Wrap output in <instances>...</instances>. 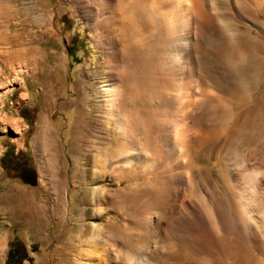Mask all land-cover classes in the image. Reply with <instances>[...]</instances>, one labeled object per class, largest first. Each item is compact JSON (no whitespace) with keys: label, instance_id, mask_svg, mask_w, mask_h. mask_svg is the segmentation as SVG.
I'll return each instance as SVG.
<instances>
[{"label":"rangeland","instance_id":"obj_1","mask_svg":"<svg viewBox=\"0 0 264 264\" xmlns=\"http://www.w3.org/2000/svg\"><path fill=\"white\" fill-rule=\"evenodd\" d=\"M4 9L7 12L0 11V36H7L12 46L7 51H15L16 59L14 63H6L5 56L0 55V264L6 263L8 250L13 245L21 247L18 249L24 254L21 264H94L85 253L90 248L92 253H98V264H169L177 258L182 264L184 260V264H191L192 259V264H208L206 260L210 255L209 264H264V208L257 212L255 210L256 219L261 221L257 220L259 223L253 225L254 232L251 230L258 246L254 245L253 249L245 247L250 253L247 249L237 250L245 231L236 222L235 216L227 212L226 194L222 185L228 186L231 181H238V176L233 173L238 161L233 157L238 151H245V147L238 145L242 144L239 143L240 139L247 135V127L257 129L264 135V99L259 102L261 97L264 98V69L259 64L258 70L262 74L263 83L260 87H252L251 90L255 92L252 102L242 106L230 98L227 104L228 97L224 95V99L219 98V102L226 106L225 109L231 111L228 127L215 129L217 125L214 124L217 122L212 115L213 109L210 108L212 101L207 103L209 108L206 107L207 104L202 105L206 110L202 111L205 115L200 111L191 120L192 126H197L194 130L201 133L196 135L198 138L205 133L206 138L214 135L213 141L218 140L215 143L210 139L212 143L204 141V144L196 146L195 144L202 142L197 138L193 149L198 153L206 147V161L217 163L216 167L220 168L217 175L213 176L211 185L206 187L210 198L204 193L201 195L202 192L192 197L189 188L170 190L171 186L167 184L169 178L178 171L169 164L166 166L167 162H164L165 159L158 150L159 133L164 130L168 119L167 101L162 94L167 82L159 79L158 70L149 67L155 52L151 48L153 46L143 48L151 56L146 51L137 50L125 54L121 49L124 38L115 30L117 25L122 31V24H126L125 27L128 28L125 29V38L134 34L136 28H144L145 31L153 29L156 35L163 25L160 18L151 23L152 14L138 15L130 10L120 16L119 8L113 0H0V10ZM235 21L243 34L247 30L255 34L244 20L236 17ZM245 36L249 46L251 40L246 34ZM212 45L211 42H205L203 47L205 51H209L207 49ZM3 48L0 46V54ZM250 53L254 56L252 51ZM254 53V57L262 58ZM24 54H27L26 57ZM2 61L6 66L2 65ZM258 70L255 71L256 75ZM248 110L251 117L247 114ZM244 111L242 116L240 113ZM245 115L249 118L245 117L246 126L239 130L234 128L230 138L224 144L220 143L233 124L238 123ZM127 116L129 121H126ZM200 116L201 119L204 118V124ZM207 116L210 118H206ZM4 118L17 121L18 124H4ZM40 119H45L52 132L54 165L51 171L31 146ZM199 122L202 123L199 125ZM202 128L208 130L205 129V132ZM235 130L237 132L234 133ZM207 142L210 143L209 147ZM263 142L264 139L257 146H264ZM211 145L215 146L210 149ZM156 150L159 156L155 153ZM149 153L156 154L157 157ZM152 156L158 160L155 161ZM146 166L150 168H145ZM25 169L35 172L37 184L34 187L20 179L19 174ZM123 169H126L124 174H120ZM145 169L147 177L143 174ZM227 169L232 173L226 172ZM158 177L160 181L153 182ZM130 178L132 179L129 180ZM219 178L224 182H219ZM148 181L153 185L158 184L159 188L166 183L170 188L165 185L158 190L156 185L153 188ZM23 190L29 194L28 203L13 207L12 199H17ZM212 191L218 192L210 196ZM234 191L235 195L230 194L233 195L232 202L236 203L240 195L237 190L236 193ZM162 192L167 198H161L165 196L160 194ZM182 196L186 200L182 206H176L181 200L178 198ZM160 200L166 205L168 203L165 212L171 217L169 227H163L161 237L157 240L159 242L162 238L161 241L152 243L146 234L143 220L155 215L156 203L161 205ZM150 201H156L155 205L152 204L153 207L146 204ZM193 201L195 204H192ZM212 201L219 207L223 221L232 223L231 229L226 228L221 235V239L225 236V246L220 236L222 243L219 239L216 241L220 234H214L212 229L208 230L209 227L206 229L207 226L202 222L203 215L210 213L209 205ZM203 204H206L209 212L202 210L205 208ZM200 217L202 219L198 220ZM227 233L230 236H226ZM236 242L239 244H235ZM218 244H222L224 249Z\"/></svg>","mask_w":264,"mask_h":264},{"label":"bare ground","instance_id":"obj_2","mask_svg":"<svg viewBox=\"0 0 264 264\" xmlns=\"http://www.w3.org/2000/svg\"><path fill=\"white\" fill-rule=\"evenodd\" d=\"M113 1L115 2L116 6H118V8H119L118 9L119 13L117 11L116 12L120 16H123L124 13L127 12V10H130L131 12H137L138 15H150V14H152V17L150 18L151 23H153L155 20L160 18V21L163 24L162 27L160 26L162 28V29H160L161 31L159 30V32L156 35H155V33H154L155 31L153 29H151L150 31L149 30L145 31V30H143L144 28L143 29L136 28L134 30L135 31L134 34H129L125 38L124 36L127 33L125 31V29L128 28V27L127 28L125 27L126 24H122V26H123L122 31H121L120 27H118L115 24L116 25L115 30H116V32L118 31L117 34L121 35L124 38V40L121 43V49L123 52H125V54L131 53L132 50H137V51L143 52V51H146V49L145 50L143 49L145 46L152 45L153 47H151V48H153V51H155V52L152 56L153 57L152 62L150 63L149 67L153 70L154 69L158 70L160 72V74H159L160 78L159 77L158 78L160 80H164L165 82H167L166 83L167 85H166L165 89L163 90L164 92H162V94L167 101L166 106H168V108H166V109H168V113H167L168 119L165 122L164 130L161 133H159L160 137L158 139L159 140L158 150H159L160 156L162 154V156L164 157V159H165L164 162H167L166 166H168V164H169L172 169H176L178 172L175 170V172H177V174H174L171 177L169 176L170 178L168 177L169 181L167 184H169L172 189L170 187H168L164 181L166 187L170 188L171 191L180 190V189L184 190V188H189L191 191L190 196H192V197H196L201 192H202L201 195L203 193H204L203 195H207L206 187L211 185V180H212L213 176L217 175V173H218L217 171L220 168H217L218 167L216 165L217 163L214 164V163L206 161V156L204 155L205 150H206L205 146H204L205 148H203L202 151L198 152L199 154L196 153V151L193 149V148H195V147H193V145H194L195 141H197L196 139L198 138L196 135H198V133H200V131L194 130V128H196L197 126L196 127H194V125L192 126L191 120H193L194 117L198 116L200 111L202 114H203L202 111L206 112V110H204L205 108L204 109L202 108V105H205L208 102L212 101L211 102L212 104L210 103L211 104L210 108L213 109L212 115L217 122L214 125H217L215 127V129L218 128V130H219L220 127L221 128L228 127L229 123L231 122V116H232L229 114L231 112L230 109H225L226 106H224L223 102H222L223 105L219 102L220 101L219 98H221L224 95L226 98L228 97L227 98V102H228L227 104H229L228 99L230 98V99H233L235 102H238L242 106L244 104H248V103L252 102V97H253V92H254V90H251L252 87L254 85H256V87L257 86L260 87V85L263 83V77H262V74L258 70V64H259V67L261 69H264V0H113ZM0 11L2 13L7 12L5 9L0 10ZM261 15H262V18H261ZM115 17H117V15ZM236 17L240 18V20H244L245 23L248 25L249 29H252L255 32V34L253 35L251 32H249L250 30L249 31L247 30V33H245V31H244V34H243V32L240 31V29L238 27V23L235 21ZM260 18L262 20H260ZM120 24H119V26H120ZM261 25H262V27H261ZM119 29H120V31H119ZM245 34L247 35L249 40H251L249 46H248L247 41H246V36L244 37ZM119 38H120V36H119ZM116 40H118V37ZM119 42H120V40H119ZM205 42H211L214 45V46L212 45L213 48L211 46L210 49H207L209 51H205V49L203 47ZM118 43H117V45H118ZM17 45H19V44H17ZM0 46L4 47L3 50L1 51L0 55L5 56L6 61H7L6 63H8V62L14 63V60L16 59V57L14 58V55H16V52L15 51L14 52H8L7 51V49H11L12 46H11V43L8 40L6 35L0 36ZM249 51L250 52L252 51L254 56H256V54L254 52L258 53V55L259 56L261 55L262 58L258 59L256 57H254ZM146 53H147V51H146ZM24 55L26 57L27 54H24ZM149 56H151V55H149ZM114 61H115V59H114ZM2 62H3L2 65H5L4 61H2ZM256 69L258 70L257 75L255 73ZM0 71H1V68H0ZM136 91H138L137 88H136ZM225 97H222V98L224 99ZM158 99H159V97H158ZM263 99L264 98L261 97L259 102H263ZM222 101H226V100H222ZM234 104H236V103H234ZM239 104H237V105H239ZM206 107L209 108V105L207 104ZM249 107L251 108V106H249ZM227 108H229V107H227ZM238 108H240V106ZM257 108H259L258 105H257ZM201 109H203V110H201ZM207 111H209V110H207ZM245 111H247V110H245ZM245 111L243 113H240V114L241 115L245 114ZM166 112H167V110H166ZM249 112H250V110H248L247 114L249 115V117H251ZM205 114H203V115H205ZM209 115L211 116V114H209ZM208 116L206 118H210ZM240 116H239V118H240ZM245 117H246V115L244 116V118L240 119L238 123L233 124V127L230 129V131L228 133H226L225 138L220 143L224 144V141H227L226 139L230 138V134L234 130V128L237 127V130H239L242 126H246V124H247L246 119H249V118L247 116L245 119ZM127 118H128V116L126 117V121H129V118L128 119ZM201 118H202V116H200V119ZM197 119H199V118H197ZM203 120H204V118L201 119V121H203ZM206 120H208V119H206ZM164 121H165V119H164ZM2 123H4V124L10 123L11 125L18 124L17 121H12V120H9L6 118L3 119ZM200 123H202V122H199L198 124L200 125ZM205 123L207 124V122H205ZM232 123H233V121H232ZM232 123H231V125H232ZM203 124H204V121H203ZM212 127H209V128L213 129ZM192 128H193L194 132L192 131ZM16 129H18V127ZM197 129H199V128H197ZM203 129L204 128H202V130ZM205 129L208 130V128H205ZM206 130H205V132H206ZM237 130H235L234 133L237 132ZM247 130H248L247 135L245 137L241 138L239 141V143H242V144L238 145V146L242 145L243 147H245V149H244L245 151L243 150L244 153L242 151L240 152L237 150L238 152L234 155V157L232 156L234 160L238 161V164L235 166L236 168L234 169L235 172H233L234 174L236 173V176H238L237 177L238 181H237V183L236 182L234 183L233 181H231L228 186L224 185L223 183H222V185H223V189L225 190V194H226V206H225V208L227 207V212H229L230 215L235 216L236 222L241 227H243L244 231H245L244 232L245 235L243 236L244 239L241 240L242 242L240 243L239 246H237L238 247L237 250L240 249L241 251H243V250L247 249V251L250 253L251 251L248 250V248L253 249V246L256 245L255 243L257 240V239L255 240V238L251 234V230L253 228V225H256L259 223L257 221L259 219L258 218L256 219V217H255V215H256L255 210L257 212V210L261 211L260 209L264 208V186H263V184H264V151H261V148H264V146H263V144L262 145L260 144L257 146V144H259L258 142L264 139V135L261 134V132L258 131L257 129L252 130L251 128L247 127ZM192 132L195 133V135ZM215 132H213V133L215 134ZM51 133H52L51 128L46 123L45 119H40L39 122L37 123L35 135H34L33 139L31 140L32 148L39 154V156L42 157V159L44 160L49 171L52 170L53 165H54V143L51 139ZM213 133H211V134H213ZM204 134H202L198 138V139H200V141L202 140V142H198L197 144H195L196 146L199 143L200 144L203 143L204 141L205 142L210 141V139L213 141L214 135H211L210 137L207 136L208 138H206L205 137L206 134L205 135ZM218 134H220V132ZM207 135H209L208 132H207ZM215 137H216V134H215ZM212 141H210V142L212 143ZM214 141H215V143H216V141L218 142V140H214ZM207 144H208L207 147H209L210 143L207 142ZM157 145H158V143H157ZM199 146L201 148L203 147L201 145H199ZM213 146H215V145H211L210 149L213 148ZM234 146H236V145H234ZM242 146H241V148H243ZM200 147H198V148L201 149ZM196 149H197V147H196ZM233 149H236V148L234 147ZM139 150H140V148H139ZM142 150H144V149H142ZM153 150H155V148ZM136 152H138V148H137ZM144 152H146V151H144ZM155 153L157 154V150ZM150 154L153 155V153H149V155ZM156 154L153 156H155V157L159 156L158 154L156 156ZM153 156H152V158H154ZM147 157H149V156H147ZM221 157H223V156H221ZM221 159H223V158H221ZM156 160H158V159H155V161ZM208 160L210 161V159H208ZM231 160H232V158H231ZM146 161H147V159H146ZM160 161H161V159H160ZM142 162L145 164L149 163V161H147L148 163L144 162V161H142ZM234 162H236V161H234ZM150 163H151V161H150ZM158 163H159V161H158ZM230 163H232V162H230ZM156 164H157V162H156ZM125 165H127V164H125ZM160 165L161 164L159 163V166ZM223 165H222V167H223ZM159 166H158V169H159ZM147 167L148 166H146L145 168H147ZM148 168H150V167H148ZM224 168H225V166H224ZM126 169L120 170L121 171L120 174H122V173L124 174ZM152 169H154V167ZM154 170L156 172V169H154ZM227 170L228 171H226V170L225 171L229 172V169H227ZM231 170L232 169H230V171ZM153 171H151V173L155 174ZM165 171L167 172L166 169H165ZM145 172H146V169L144 170V173H143L144 175L146 174ZM149 172H150V170H149ZM164 173L165 172H163V174ZM172 173H173V171H172ZM172 173L170 175H172ZM231 173H232V171H231ZM231 173L229 172V174H231ZM229 174H227V176ZM234 174H233V176H234ZM147 175L148 174H146L145 177H147ZM223 175H224V172H223ZM233 176L231 175L230 177L232 178ZM159 177H158V180H153V182L154 181L155 182L160 181ZM162 177H164V176H162ZM220 177H222V175ZM223 177H225V176H223ZM234 177H233V179H235ZM131 179L132 178H130L129 180H131ZM155 179H157V176ZM219 179H220L219 182L220 181L224 182V180H221V178H219ZM222 179H224V178H222ZM149 180L151 181V179H149ZM235 181H236V179H235ZM148 182H146V183H148ZM149 183L152 184V182H149ZM213 183H214V181H213ZM238 183H240V184H238ZM151 184H149V185H151ZM154 185H156V184H154ZM154 185L152 184V186H154ZM152 186H149V187H151V189H152ZM156 187L158 190H160V188H161V187L160 188L158 187V184L156 185ZM163 187L161 189H163ZM213 187H215V186H213ZM217 187H215V188H217ZM153 188H155V186ZM219 188L221 189V186ZM219 188L217 190H219ZM232 189H234L235 191ZM155 190H153V191H155ZM236 190L238 191V194L240 196H239L238 201L236 200L237 202L234 203V202H232V197H231L232 194H230V193H233V191L236 193ZM161 191H159V192H161ZM167 191L165 192V194L167 193ZM217 192L215 193V191H214V193H213V191H212V193H211L212 195L210 194V196H213V194L216 195ZM182 193H183V191H182ZM186 193L189 194L188 192H186ZM20 194L21 195L17 199H14V200L12 199L11 203H12L13 207H16L20 204L28 203L27 201L29 198V194L27 192H25L24 190L21 191ZM160 194L165 195V194H163V192ZM160 194L158 195L159 198H160ZM169 196H170V194H169ZM184 196H186V195H184ZM184 196L178 198L181 200L179 201L180 203L177 202L178 204L176 206H178L179 204H180L179 206H182L183 202L186 200V197H184ZM164 197H166V195L163 197L161 196V198H164ZM175 197H178V195ZM214 197H216V196H214ZM172 198H173V196H172ZM217 198H219L218 195H217ZM234 199H235V197H234ZM151 201H150V203H146V204H151V206L153 207V205H155L154 202H156V201H154L153 203ZM173 201H174V203L176 202L175 200H173ZM147 202H149V201H147ZM172 204H173V202H172ZM192 204H195V202L193 201ZM157 205L158 204L156 203L157 209H155V210H157V212L156 213L154 212L155 215L151 219L144 218V220H143V224L145 225L144 227L147 230L146 234L148 235L149 241H151L152 243H155L157 240H159V238L161 237V234H162L163 227H165V228H166V226H167V228L169 227V221H170V217H171V216L168 217L167 216L168 213L166 214V212H165L168 203L166 205L165 203L162 202L161 205H158V206ZM186 205H187V203L185 204V208H186ZM196 205H197V203H196ZM203 205L205 207L206 204H203ZM193 206L194 205H192V207ZM209 206L211 207L210 213H208L205 216L201 213V216L203 215V217H202L203 221L202 222L204 223V226H207V227H205L206 229H208V227H209L208 230L212 229L214 234H216V235L220 234V235H217L218 238L216 239V241L218 242L219 236L221 239V235L223 233H225L226 228H229V230L231 229L230 227H232V225H231L232 223H231V221H228V223L223 221V219L221 217V211H220L219 207L214 204L213 201L210 202ZM156 207H154V208H156ZM187 207H189V206H187ZM20 208H22V207H20ZM154 208H151V209H154ZM194 208H196V206H194ZM190 209H189V211H190ZM199 209H202V208H199ZM172 210H171V212H172ZM191 210H193V209H191ZM197 210H198V208H197ZM202 210H206V212H209V210L207 211L206 207ZM202 212H204V211H202ZM197 213H198V211H197ZM229 214H227V215H229ZM202 218L200 217L197 219L200 220ZM262 220H263V217H262ZM259 221H261V219ZM262 222H264V221H262ZM225 223H226V225H225ZM233 223H234V218H233ZM165 228H164V230L166 231ZM146 230H145V232H146ZM212 231H211V234L213 235ZM252 232H254V231L252 230ZM241 233L243 234V232H241ZM235 234H236V232H235ZM228 235L229 234L227 233L226 236H228ZM213 236L215 237V235H213ZM142 238H143V236H142ZM161 239H160V241H161ZM220 239H219V241H220ZM221 241H223V242L225 241V236H224V239H221ZM238 241H240V240H238ZM237 242L235 244H239ZM216 243H215V245H216ZM232 243H234V241ZM219 245L222 247H220ZM223 245L225 246V242ZM223 245L218 244V246L221 249L224 247ZM257 246L258 245H256V247ZM145 247H147V246H145ZM245 247H248V248H245ZM207 250L209 251L208 246H207ZM257 250H259V249L257 248ZM232 251H233V249H232ZM225 252L228 253V251H225ZM225 252H223V253H225ZM85 253H86L88 258L90 257L93 260L94 264L99 263V258H98L97 252L92 253L91 248H90L89 251H87ZM150 254H151V251H150ZM224 255L226 256V254H224ZM210 256L206 260V262H208V264L211 262V261L209 262ZM206 257H207V254H206ZM214 257H213V259H214ZM226 258H228V257H226ZM243 258H244V256H243ZM245 258L247 259V257H245ZM177 259H179V258H177ZM177 259H175L174 261L171 260L170 261L171 263H169V262L168 263L169 264H182V263H179V261H177ZM204 261H205V259H204ZM184 262H185V260L183 261V264H184ZM189 262H190V260H189ZM192 262H194L193 259H192ZM192 262H191V264H192ZM199 262L196 261V263H199ZM202 263H205V262H202Z\"/></svg>","mask_w":264,"mask_h":264},{"label":"trees","instance_id":"obj_3","mask_svg":"<svg viewBox=\"0 0 264 264\" xmlns=\"http://www.w3.org/2000/svg\"><path fill=\"white\" fill-rule=\"evenodd\" d=\"M21 249V247H18ZM14 245L8 250L7 260L5 264H21V260L24 258V254Z\"/></svg>","mask_w":264,"mask_h":264},{"label":"water","instance_id":"obj_4","mask_svg":"<svg viewBox=\"0 0 264 264\" xmlns=\"http://www.w3.org/2000/svg\"><path fill=\"white\" fill-rule=\"evenodd\" d=\"M20 179L27 185L34 187L37 184V176L33 170L25 169L19 174Z\"/></svg>","mask_w":264,"mask_h":264}]
</instances>
